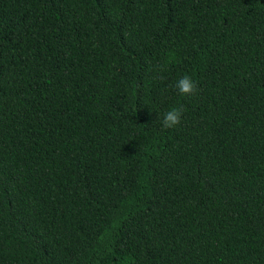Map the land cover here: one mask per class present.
Here are the masks:
<instances>
[{"label":"trees","instance_id":"obj_1","mask_svg":"<svg viewBox=\"0 0 264 264\" xmlns=\"http://www.w3.org/2000/svg\"><path fill=\"white\" fill-rule=\"evenodd\" d=\"M0 264H264V0H0Z\"/></svg>","mask_w":264,"mask_h":264},{"label":"clouds","instance_id":"obj_2","mask_svg":"<svg viewBox=\"0 0 264 264\" xmlns=\"http://www.w3.org/2000/svg\"><path fill=\"white\" fill-rule=\"evenodd\" d=\"M152 70L160 72L163 69L157 66ZM160 78L163 79V77ZM174 88L178 92V94L183 97H192L198 92L197 83L189 75H183L182 77H180L175 82ZM184 111L185 109L183 105H180L179 107H172L167 110L164 113L163 119L161 121L162 127L165 129H174L179 126Z\"/></svg>","mask_w":264,"mask_h":264}]
</instances>
